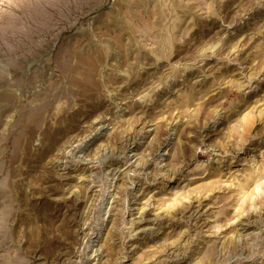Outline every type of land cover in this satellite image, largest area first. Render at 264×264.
Masks as SVG:
<instances>
[{
    "label": "rangeland",
    "instance_id": "1",
    "mask_svg": "<svg viewBox=\"0 0 264 264\" xmlns=\"http://www.w3.org/2000/svg\"><path fill=\"white\" fill-rule=\"evenodd\" d=\"M0 264H264V0H0Z\"/></svg>",
    "mask_w": 264,
    "mask_h": 264
}]
</instances>
